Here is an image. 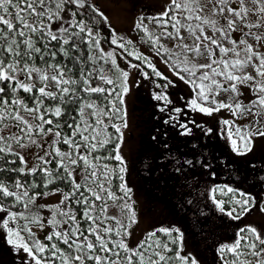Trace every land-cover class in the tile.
<instances>
[{"label":"snow or ice","instance_id":"snow-or-ice-1","mask_svg":"<svg viewBox=\"0 0 264 264\" xmlns=\"http://www.w3.org/2000/svg\"><path fill=\"white\" fill-rule=\"evenodd\" d=\"M206 8H209L207 12ZM65 13L70 18H66ZM90 13L96 15L92 16ZM250 15L256 17L254 22L249 19ZM96 16L104 18L106 22L107 18L90 3V0H0V160L3 161V164H0V173H3L0 175V213L7 214V219L0 216V230L5 231L8 244L17 250L22 249L27 254L23 264H33V262L34 264H51V261L56 258L61 264H87L88 261L92 264H168V261L172 259L180 261V264H188V258L180 256L179 252L175 257L167 256L166 253L172 250L167 244L154 239L157 232L171 236L172 232H178V229L161 227L148 233L136 248H130L123 238L129 233L121 231L124 226L119 220L116 221L115 229L101 227L106 219H112L106 216L107 200L101 193L106 192L107 199L112 201L117 199L102 182L110 183V177L114 171L103 161L118 162L121 181L124 180L123 174L127 167L119 150V143H122L123 139L120 125L111 124L115 132L120 134L116 138V147L107 154L94 155L113 143L112 135L106 130L107 125L100 117L108 116L111 119V113L121 112L112 98L114 95L115 100L123 104V95L128 91V73L117 69L115 79L109 78L103 66L99 64V60L106 62L110 60L113 67H116L113 53L105 54L100 49L99 33L94 32L89 23L90 20L95 21ZM144 19L145 17H140L135 27L148 35L154 45L159 42L160 37L177 41V50L164 49V51L173 58L170 67L174 75L191 86L194 93V98L188 101L191 111L212 115L213 112L227 108L234 116L245 113H251L257 117L264 115V50L261 48L264 44V32L253 31V29L264 28V0H206V3L205 0H171L166 11L158 16L147 18L150 22L155 21L163 29L160 36L155 39L148 33ZM56 22H61L60 26L53 30L52 26ZM169 27L171 31L168 30ZM209 31L211 35L208 34ZM237 31L243 32L238 41L232 38V34ZM183 32H187L192 37L191 44L184 42ZM249 38L255 41V44L249 43ZM121 40L124 38L118 39L116 34L112 33L110 43L127 51L126 45H131L132 42L128 40L120 43ZM53 42H56L58 47L53 45ZM156 51L159 54L160 48ZM58 55L62 59L57 60ZM128 55L142 60L152 68V72L157 77L167 79L156 70L150 60L142 57L138 52L128 51ZM195 57H206L208 63L197 65L193 63ZM89 62L91 65L85 67L89 65ZM165 63L168 61L166 60ZM130 66L137 67L135 64ZM248 68H251L252 72H248ZM76 73L78 78L74 79L73 76ZM143 74L147 79L148 74ZM34 78L39 81L40 87L37 88L32 82ZM96 78L100 82L93 86V80ZM50 84L55 85L56 91L49 90ZM103 84L113 87L108 89L103 87ZM77 85H81L79 90ZM241 85L246 86L255 97L248 104H243L238 99L235 103H224L215 99L222 91L231 92L232 98L239 97L242 94ZM156 86L161 87L159 84ZM116 88L120 91L116 92ZM20 91L32 97L31 106L19 97ZM79 92L86 93L88 96L107 93L105 99L111 104V109L105 112L92 102L80 104ZM154 98L163 100L165 103L169 102L168 97L163 94H154ZM45 99L59 101L60 105H79L75 109L79 120L76 117H72L71 122L65 120L66 126L72 130L70 134L62 135L61 124L58 122L54 124L52 119L46 118L49 114L60 118L63 110L61 106H46ZM85 108L92 109L89 115L95 117L94 122L90 123L85 118ZM21 111L28 113L31 119H25ZM174 111L179 113L181 109L177 108ZM170 119H177V117H170ZM168 122L165 121V123ZM222 123L227 126V138L237 155L251 151L253 136H264V125L255 129L242 130L239 126H234L232 121L224 120ZM46 125H54V127L46 128ZM123 126H127L126 122ZM10 127H15L18 131L4 135L5 130ZM180 127L184 129L182 135H188L191 132L186 124H181ZM54 128L61 130L54 131ZM50 133L55 136V140L48 145L51 151L46 150L43 156L37 154V163L27 168L24 157L13 151V144L20 145L24 139L31 144H37L34 135L46 136ZM59 143L68 145L70 151H61L55 146ZM9 155L16 156L19 164L24 166L8 167L10 164L17 163L16 160L4 158ZM50 156L53 159H48ZM53 160L55 166L49 168L48 165L53 164ZM147 163V161L144 162L145 167ZM180 163V160H176V164ZM183 163L191 165L192 161L185 160ZM77 167L82 168L84 172L85 184L83 185L75 178L74 173ZM176 171H180V168ZM9 173L31 176L40 173L45 188L58 180L71 185L70 192H61L59 187L53 190L61 192L63 198L58 205L50 209L52 217L47 223L53 230L46 240L51 242L55 238L59 243L50 244L48 250L51 251V256L47 258L38 255L45 253L46 246L34 238L29 225H37L41 228L44 226L39 213L32 211L30 206L35 204L37 196L49 193L30 194L29 189L36 188L37 184L21 181L9 176ZM82 188L84 192H81ZM120 190L130 199L131 190L125 184L121 183ZM219 190L225 191V189ZM212 191L215 192L217 189ZM85 192L90 193L95 201H102V203L96 204L84 194ZM226 192L235 193L236 190L228 187ZM77 193H80L79 197ZM239 195L243 199L235 200V203L240 206V213L233 216L236 208L226 213L234 219L241 218L249 211L250 198L243 192ZM5 198L14 199L15 204L11 205L12 207L23 204L24 211H9L3 203ZM213 200L220 211L224 212V202L216 201L215 197ZM69 201L71 203H68ZM72 203L83 206L82 218L87 223L86 228L82 227L80 220L77 219V210L73 209ZM121 207L129 210V219L134 223L135 214L131 213L130 205L125 202ZM93 212H97L98 215L93 216ZM57 216L63 219L58 220ZM18 220H24L26 223L17 224L16 229L9 226L10 222ZM62 225H67V228ZM21 232H26L32 239V246L25 242ZM89 236L94 237V241L89 239ZM111 236L121 238L109 239L108 237ZM177 239L182 242V235ZM146 242H150L147 248H145ZM172 243H176V240ZM60 244L66 245L71 251H62ZM153 245L160 251H156ZM262 246H264V237L259 231L252 226H245L238 230L237 239L231 245L226 244L220 247L219 253L224 264H264V247ZM226 253H231L233 258L227 259ZM248 256L255 259L249 260ZM191 264H197L196 260L192 259Z\"/></svg>","mask_w":264,"mask_h":264},{"label":"trees","instance_id":"trees-1","mask_svg":"<svg viewBox=\"0 0 264 264\" xmlns=\"http://www.w3.org/2000/svg\"><path fill=\"white\" fill-rule=\"evenodd\" d=\"M90 3L93 4L91 0ZM98 10L102 12L99 8ZM81 11L84 10L81 9ZM90 15L95 16L96 14L90 13ZM65 16L66 18H70L68 17L67 13H65ZM103 16L107 18L106 22L104 18L96 16L95 21L90 20L89 23L93 27V31L99 33L100 49L103 50L105 54L112 52L113 58L116 60V67H113L110 60H108L107 62L105 60H99V64L103 66V69L107 73L108 77L115 79L116 75L114 73H116L117 71L118 62H121L120 59L123 61V63H125V65L135 64L137 65L136 68H138L142 74H148V78L145 80V87H143V85L137 87L133 98V111L134 114H136L137 120L136 129L140 130L139 143L133 158V168L139 176V180L143 190V198L146 202V207L149 208V205L152 204L150 202L152 201H155V204L160 205H157L158 207H160L159 209L157 207V209L162 214H159V212H157L159 214V218L155 215L154 218L156 223H154L155 226L152 232L161 227L168 229H178V232H172L171 236H167L163 233L157 232L154 239H158L162 244H167L168 247L172 250L166 253L167 256L175 257L176 253L179 252L180 256L188 258V264H191L192 259H195L197 264H224V260L221 259V255L219 253L220 247L226 244L231 245L234 240L237 239V233L239 229L244 228L245 226H255L252 224V222H250L251 216L253 215L252 213L255 212L251 211V209L244 213L239 219H234L233 217L226 214L233 208H236V213H233V216L240 213V206L235 203V200H240L243 198L239 195V192L237 191L238 189H236L237 187L233 188L234 190H236L235 193H228L226 192V189L230 187V181L231 179H233V177L235 178L239 175H243L244 169L254 168L253 171L249 172L250 174L256 171L260 173V168L264 165V152L260 151L256 143L254 145L252 144L251 151H248L243 155H237V153L232 149L231 142L227 138V133H223L219 127H217L216 129H211L210 127H208L207 118H201V120H199L198 122L195 121V118L192 114L193 111H189L187 109V100H178L177 102L167 96L169 102L165 103V101L163 100L155 99L154 94L166 95V90L170 87L175 88L181 95L188 94L189 99L194 98V93L189 84V86H185V82L183 80L176 79L177 84L175 85L172 82L169 83L170 80L168 78L165 80L157 77L155 73L152 72V68L145 64L142 60H137L134 57L129 56L128 51L138 52L142 57H146L148 60H150L151 64L156 68L157 71L162 74L165 71L164 68H161L160 66L155 64L154 60L151 57V55L153 54H143L139 50V45L138 43H135V40H132L129 36H125L119 33L104 13ZM77 18L79 19L80 17L78 16ZM60 23L61 22L54 23L52 26L53 30L57 29L60 26ZM113 32L116 34V37L118 39L120 37L124 38V40L119 41L120 43H124L128 40L132 42L131 45H126L127 51L125 49L118 48L116 45H112L110 43V38ZM53 45H56V42H53ZM56 46L58 47V45ZM164 49L172 50V48L169 47L162 48L160 49L157 57L159 61H162L166 65L167 68L172 70L170 65L172 64L173 58H170L164 51ZM155 52L157 51L155 50ZM96 54L98 56V53ZM60 59H62V57L58 55L57 60ZM166 60L168 61V63H165ZM90 65L91 62H89V65H86L85 67H89ZM73 78H78V73L74 74ZM99 82L100 81L98 80V78L94 79L93 86H96V84ZM158 84L161 85V87H157L156 85ZM36 87L38 88L40 86L36 85ZM76 87L79 90L81 85H77ZM103 87L111 89L113 86L103 84ZM49 90L56 91V88L53 90ZM119 91L120 89L116 88V92ZM18 95L31 106L32 97L28 93L20 91ZM106 95L107 93L103 95L92 94L91 96H88L86 93L79 92V103L83 104L92 102L95 103L98 107H102L106 111H109L111 109V104L108 100L105 99ZM112 99L114 100V102L117 101L115 100L114 95ZM44 103L46 106L62 107L63 115L60 118L52 116L51 114H49L46 118L52 119L54 121V124L57 122L61 124L62 135L70 134L72 130L66 126L65 120L71 122L72 117H76L77 120H79L78 112L75 110L79 105H60L59 101H50L47 99H45ZM177 108L181 109V112L176 113L174 109ZM161 109H164L163 111H166L167 113H164L163 111H161ZM170 117H177V119H170ZM91 119L94 122L95 117L91 116ZM166 120L169 122L165 123ZM192 121H194V123ZM181 124H186L187 127L191 129V132L188 135L181 134L184 131V129L180 127ZM45 127H54V125H46ZM111 129L112 132L115 133L113 143L107 145L106 148L102 149L99 153H94V155L107 154L114 147H116V138L120 134L116 133L114 128L111 127ZM58 130L60 131L61 129ZM77 140H79L78 137ZM189 142L200 143L202 150L208 148V145L214 147L216 151V180L214 181L215 189H217V191H215L216 200L224 202V212L218 210L217 213L212 214L205 213L200 209V206L210 205L209 198L207 197L210 193L208 194L207 192L212 189L213 182L212 179H210L212 177L203 179V173L201 172L199 180L197 179L192 181H184V178L181 176L182 173L188 174L197 171L196 169L194 170V168H192V165L183 163V161L190 159H186L187 157L185 158L182 155L185 149H187L184 145H187V143ZM165 145H167V147H165ZM112 154L114 155V152ZM173 157L175 159H173ZM4 158L7 160L17 161L16 164H10L8 165V167L24 166L19 164V160L16 156L9 155ZM176 160H180L181 163L176 164ZM145 161L148 162L147 167H145ZM103 163H107L109 167H112V169L114 170L111 178L112 189L118 194H124L120 190V185L121 183L126 185V183L124 180L121 181L119 179L118 162L112 160L103 161ZM206 163L208 168H210L211 165L208 163V160L206 161ZM0 164H3L2 160H0ZM237 165L242 166V171L236 170ZM54 166L55 161L53 160V164L48 165V167L53 168ZM229 166L233 168L231 172L229 170ZM185 167H189V171L187 169H184ZM256 167L257 169L255 171ZM177 168H180V171H176ZM208 168H206L204 174H208ZM25 171H27V169ZM0 175H3V173H0ZM8 175L18 178L21 181H26L29 184L35 182L37 184V187L34 189L30 188V194H35L37 192L50 194L52 192H55L53 190L57 187L61 189V192L71 191V185L69 183L59 180L54 184L48 185V187L46 188L43 187V181L41 179L40 173H38L36 176L23 175L20 173H9ZM238 180L240 181L241 178H238ZM79 183L82 185L85 184V182ZM219 189H225V191L221 192ZM203 191H206L205 197L202 196V198H200ZM81 192H84L83 188L81 189ZM84 194L88 196L90 200H93L96 204L98 203V201H95L94 197H92L90 193L85 192ZM182 194H185V196L184 198L180 199V196ZM79 195L80 193H77V197H79ZM42 196L44 195L37 196L35 204L30 206L31 209L35 207ZM189 201H191V203H189ZM195 201H198V203H196ZM3 203L6 207H8L9 211H24L23 204H16L14 207L11 206L15 204L13 198H5ZM68 203H71V201H69ZM72 207L73 209L77 210V219L80 220L81 226L86 228L87 223L82 218V213L84 210L83 206L72 203ZM92 215L96 216L98 215V213L93 212ZM13 223H16L17 226V224H24L26 223V221L18 220ZM254 228H256L261 236L264 237L263 228ZM46 229L44 230L43 234L35 236V239H39V241L46 246L45 253L38 254L43 255L45 258L51 256V251L48 250L50 244L59 243L55 240V238L51 242L46 240V237L52 234V230L46 231ZM85 235H87V233H85ZM181 235L183 237L182 242L177 239ZM145 237L142 238L134 246L132 245V247L130 248H136L139 243L145 239ZM25 238H27L26 235ZM108 238L120 239L121 237L111 236ZM123 238L127 243V238ZM89 239L94 241L95 238L89 236ZM173 240H176V243H172ZM148 243L150 242L145 243V248L148 247ZM109 247H111V245H109ZM10 248L11 249L7 253L6 260L3 250L0 249V264H8L9 260L11 261L12 258L16 261L17 258L14 257L15 255L18 256V261H16L17 264H23L24 257H22L20 254L22 252H20V250H17L15 247L14 250H12L11 246ZM60 248L62 251H71L68 250L67 246L63 244H60ZM153 248H155V245H153ZM155 250L160 251L159 248H155ZM140 251H144V249H140ZM226 258L231 260L233 258L232 254L226 253ZM247 259L254 260L255 258L248 256ZM51 264H61V262L58 258H56L51 261ZM87 264H92V262L88 261ZM168 264H180V261L172 259L168 261Z\"/></svg>","mask_w":264,"mask_h":264},{"label":"rangeland","instance_id":"rangeland-1","mask_svg":"<svg viewBox=\"0 0 264 264\" xmlns=\"http://www.w3.org/2000/svg\"><path fill=\"white\" fill-rule=\"evenodd\" d=\"M91 1L108 17V19L111 21V23L119 33L125 36H129L132 40L136 41L135 42L136 44L138 43L139 45L138 48L143 54L146 55L153 54L151 55V57L154 60L155 64L165 69L163 75L166 76L174 85L177 84L176 79L179 78L176 75H174L173 71L167 68L162 61H159L157 57L158 54L157 52H155L157 48L162 49L165 47L166 48L169 47L172 48V50H175L177 46V41L160 37L159 42L154 45L149 40L148 35H146L143 31L135 27L139 18L145 17L144 25L147 27L148 33L151 34L153 39L160 36L163 29L155 21L150 22L147 18L158 16L164 11H166L171 0H91ZM210 7L211 6L209 5V8ZM249 7H252V5H249ZM209 8H206L205 11L207 12ZM249 19L254 22L256 20V17L250 15ZM168 30L171 31L172 29L169 27ZM244 31H247V29H244ZM253 31L264 32V28L253 29ZM208 34L211 35V32L209 31ZM183 35L185 37L184 42L191 44L192 37H190L187 32H183ZM242 35L243 32L237 31L232 34V38L238 41L242 37ZM249 43L255 44V41L249 38ZM261 48L262 50H264V44L261 45ZM120 61L121 62H118L117 69L121 71H126L128 73V78H127L128 91L126 94L123 95L124 102L122 105L119 103L118 100L115 102L117 107L121 109V112L111 113V119H109L108 116H101L100 119H102L104 124L107 125L106 130L108 133L112 135V139L114 138L115 133L112 132L111 124L120 125L122 128L121 133L123 139H122V143H119V150L121 156L124 158L126 162V167H127V170L124 173V181L126 183L127 188L130 189L131 191L129 193L130 199L128 198V196H125L124 194H118L117 192H115L111 186L112 185L111 178L113 174L110 177V183L107 181H102L104 182L105 187L110 189V191L114 193L117 199L115 201H112L110 199H107L106 192L101 193V195H103L107 200L106 216L112 218V219H106L104 224L101 225V227H112L113 229H115L117 227L116 221L119 220L121 224L124 226L123 228H121V231L122 232L127 231L129 233V235L126 237L127 243L129 247H132V245L134 246L142 238H144L147 233L152 232L155 226L154 223H156L154 218L155 215L159 218V214L162 213L159 212L158 210L160 208L158 206L160 205L155 204L154 203L155 201L150 202L152 204L149 205V208L146 207L145 205L146 202L143 198L142 185L140 183L138 174L135 172L133 168V158L139 143V132H140V130L136 129L137 120H136V114H134L133 111L134 108L133 98L137 87L142 85L143 87H145L146 78L138 68L131 67L130 65H125V63H123L121 59ZM193 63L197 65L205 64L208 63V60L206 59V57H195L193 59ZM247 71L252 72V69L248 68ZM114 74L117 75V71ZM21 79H23V76H21ZM32 82L40 86V83L37 79L34 78ZM185 86H189V85L188 84L186 85L185 83ZM49 89L52 90L55 89V85L50 84ZM240 91L242 94L236 98H232L233 94L231 92L222 91L218 96L215 97V99L217 101H222L224 103H235V100L238 99L243 104H248L251 100L255 98L252 92L244 85L240 86ZM166 96L177 102L178 100L189 101L188 94L181 95L173 87H170L169 89L166 90ZM98 108L103 109L105 112H108L102 107H98ZM187 109L191 111L189 107H187ZM91 112L92 109L88 110L85 108V118L88 119L90 123L93 122L91 116L89 115V113ZM197 112L198 113H192L196 122L201 120V118H207L208 127H210L211 129H216L217 127H219L223 133H227V126H225L222 123V121L224 120L232 121L234 123V126H239L242 130L255 129L259 126L264 125V115L257 117L252 115L251 113H245L243 115L234 116L232 112H230L227 108L221 109L218 112H213L212 115H205L199 111ZM21 115L24 116L25 119H29V120L31 119V116L26 112L21 111ZM125 122L127 125L126 127L123 126ZM17 131H18L17 128L10 127L9 129H6L3 134L9 135L12 132H17ZM54 131H59V130L54 128ZM34 139H36L37 144H31L27 139L22 140L20 145L13 144V151L19 153L20 156L24 157L27 164V168H31L35 163H37L36 160L37 154L43 156L46 150L51 151V148H49L48 145H50L55 140V136L51 133L46 136L34 135ZM256 143L260 151L264 152V136H253L252 144L254 145ZM37 145H43L44 147H38ZM55 146L60 148L61 151H70L68 145H65L63 143L56 144ZM82 151L84 150L82 149ZM52 158L53 157L51 156L48 157V159H52ZM74 175L77 182H85L83 179L84 172L82 168L77 167ZM92 187H95V185H92ZM61 199H62L61 192H52L48 195L42 196L39 199L38 203L35 205V207L32 208V211L39 213V215L42 218L41 223L44 225L42 228L37 225H32V224L29 225L32 233L34 234V238L39 234H43L46 227H47L46 231L53 230L52 226L47 223L48 220L51 219L52 217V211L50 209H52L55 205H58ZM125 202H127L130 205L131 213L135 214L134 223L129 219L130 216L129 210L121 207V205H123ZM101 203L102 201H98L97 204H101ZM254 211L255 212L252 213L253 215L251 216L250 222H252V224L255 225L254 227L264 229V212L258 211V209H254ZM157 212H159V214ZM0 216H2L4 219H7L6 213H0ZM57 219L61 220L63 218L57 216ZM9 226L16 229L15 228L16 223L10 222ZM66 226L67 225H62V227L65 228ZM5 234L6 233L4 230H0V249L3 250L6 260L7 253L11 249L10 246L12 247V250H14V246L7 243L5 239ZM21 235L24 236V238L26 235L27 238H25V242L29 243V246H32V239L28 237V234L26 232H21ZM19 250L20 252H22L20 254L22 257H24L23 260H25L27 254L24 253L22 249ZM14 257L17 258L16 261H18V256L15 255ZM16 261L12 258L11 261L9 260L8 264H17Z\"/></svg>","mask_w":264,"mask_h":264},{"label":"flooded vegetation","instance_id":"flooded-vegetation-1","mask_svg":"<svg viewBox=\"0 0 264 264\" xmlns=\"http://www.w3.org/2000/svg\"><path fill=\"white\" fill-rule=\"evenodd\" d=\"M164 113H167L166 111H163ZM192 113H198L197 111H193ZM187 149H185L184 153L182 154L183 157H187L186 159L190 158L189 160L192 161V168H194V170L196 169V172H192V173H182V177L184 178V181H192V180H199L200 176H201V172L203 179L205 178H210L212 179V189L207 192L209 194V196H207L209 198V202L210 205L209 206H200V209L203 210L205 213H217L218 210H220L217 207V204L214 202L213 197H215L216 200V193L213 192L212 190L215 189V183L214 181L216 180V174H215V169H216V163H215V156H216V151L214 149L213 146L208 145V148H205L202 150L201 148V144L198 142H189L187 143V145H184ZM215 146V145H214ZM168 154V153H167ZM186 154V155H184ZM208 160V163L211 165L210 168H208V166L206 167L205 165H207L206 161ZM189 165V164H187ZM228 165V164H227ZM263 165V163H262ZM242 166L241 165H237L236 170L237 171H242ZM259 167V166H258ZM206 168H208V174H204L206 171ZM184 169H187L189 171V167H185ZM254 168H250V169H244L243 170V175H239L237 177H233V179H231L230 181V187L231 188H236L238 189L237 191L243 192L245 194L248 195V197L250 198V206H249V210L251 209V211H254V209H258V211H263L262 209H264V165L263 167L260 168V173H258L256 171L257 167L255 168L254 173L250 174L249 172L253 171ZM229 170L231 172V170H233V168H231L229 166ZM238 178H241V180L239 181ZM240 183H239V182ZM229 185V184H228ZM206 191H203L202 195L200 196V198H202V196L205 197ZM185 194H182L180 196V199L184 198ZM243 199V198H242ZM217 201V200H216ZM251 201H254V203H251ZM196 203H198V201H195ZM207 209V210H205ZM198 210V209H197ZM196 211V210H195Z\"/></svg>","mask_w":264,"mask_h":264}]
</instances>
